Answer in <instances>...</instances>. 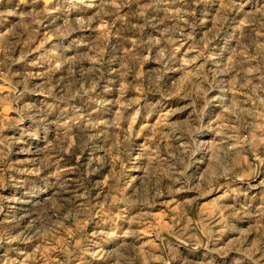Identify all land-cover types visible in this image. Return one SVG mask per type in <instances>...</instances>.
<instances>
[{"label":"rangeland","instance_id":"obj_1","mask_svg":"<svg viewBox=\"0 0 264 264\" xmlns=\"http://www.w3.org/2000/svg\"><path fill=\"white\" fill-rule=\"evenodd\" d=\"M0 264H264V0H0Z\"/></svg>","mask_w":264,"mask_h":264}]
</instances>
